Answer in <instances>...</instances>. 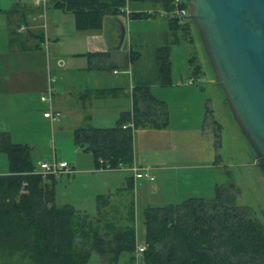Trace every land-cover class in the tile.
<instances>
[{
  "label": "trees",
  "instance_id": "trees-1",
  "mask_svg": "<svg viewBox=\"0 0 264 264\" xmlns=\"http://www.w3.org/2000/svg\"><path fill=\"white\" fill-rule=\"evenodd\" d=\"M152 1L165 12L172 32V43L190 40L186 21L179 24L168 14L175 0H48V3L73 14L77 30H99L103 18L114 17L127 2ZM185 4L187 0H183ZM147 12H132L130 19L151 17ZM169 45L154 51L161 73L159 85L170 84ZM131 59L134 53H130ZM192 75L200 71L189 60ZM226 103V102H225ZM132 110L109 128L82 126L74 131V143L89 152L94 166L133 163V130L167 126V105L157 100L149 85L137 84L132 91ZM130 120L133 128H123ZM205 117V121H206ZM217 127V126H215ZM203 134H206L203 130ZM218 139V136L214 138ZM0 151L9 163V174L0 175V264H87L92 252L104 262L118 261L123 251L136 248L134 203L117 218L100 211L97 217L78 213L70 204L55 202L56 177H42L31 172L35 168L30 148L13 143L0 134ZM127 188H132L130 175ZM145 250L140 264H264V226L254 219L249 209L235 203L232 184H216L211 199L189 198L175 204L146 207L142 214Z\"/></svg>",
  "mask_w": 264,
  "mask_h": 264
},
{
  "label": "crops",
  "instance_id": "crops-1",
  "mask_svg": "<svg viewBox=\"0 0 264 264\" xmlns=\"http://www.w3.org/2000/svg\"><path fill=\"white\" fill-rule=\"evenodd\" d=\"M143 2L145 1H139V3ZM128 4L129 2H127L126 7ZM125 10L129 17L132 12L128 8ZM135 10V12H146L139 7ZM149 11L151 12L147 13L165 16V12L159 5L154 6ZM155 11L156 13H154ZM69 14L72 15V18ZM107 16L114 17L110 14ZM119 34L120 28L115 17L112 25L107 29L103 27L102 23L99 30H77L73 14L56 8L50 3L41 6L34 5L33 0H0V134H7L13 143L27 145L30 148V158L33 165L34 163L46 162L50 158L57 160L56 150H48V143L53 140L55 144L57 135L61 136L62 133H67L69 137H72H70V143L72 142L75 148H79L74 143L75 129L82 126L109 128L116 124L120 116L131 112L133 106L132 91L135 86L133 85L134 64L140 59L141 54L133 49V43H130L126 53L121 51L122 43L117 49ZM172 40L173 35L168 28V34L165 35L163 44L155 46L152 50L153 79L157 80L152 83L143 80L139 84L149 85L150 89L153 85L164 88L172 84L170 68V84L167 86L159 85L162 76L154 58V51L167 43L169 45L170 67V46L182 41L172 43ZM131 51L134 53L133 59L130 56ZM100 69H111L112 74L122 75L118 76L122 78L105 82L99 74ZM125 82L127 88H125ZM193 83L194 79H189L188 84L180 86L176 92L197 94V91L190 88ZM49 89L52 91L50 99L43 100V96ZM127 91L129 92V102L118 103L117 106V99L121 96H127ZM113 101L117 102L113 103ZM159 101L166 103L163 100ZM187 101L193 106L200 102V99L196 95ZM110 107L115 108L106 114ZM47 111L53 114L58 113V119L51 121L44 117L43 113ZM187 113H189L188 108L185 106L180 108V115ZM196 115L195 122L201 132L215 126L218 130L221 129V125L211 118L210 110L207 107L204 110L201 126H199L198 111ZM168 124L167 110V126L165 128L154 129L144 126L141 131L146 133L148 137L152 134L154 140L162 139L161 146L170 147L172 137L169 133L172 131H167ZM41 140L43 148L40 149ZM142 144L144 145L143 142ZM36 148L40 149L37 154L33 152ZM138 154L137 149H133V162L141 163L148 168L154 177L152 182L144 179L136 182L132 178V188L129 189L127 186L130 173L126 171H103L94 166L93 159L84 157L81 163L79 159L72 158L68 164L74 172L66 180L61 190L67 192L68 189H75L76 186L81 185L82 181L90 179L94 181L90 196L96 203L97 213V203L101 197L105 199L100 202V211L107 212L110 219H115L119 214L126 213L131 202L134 203L135 212L136 197L154 193L160 189L159 184L166 182L168 185L170 183L167 182L171 181L166 174H160V177L157 178V174L168 168L165 162L154 160L151 157L140 158ZM61 157L59 161L67 160L63 158V154ZM216 162L217 155L215 154L213 163ZM7 174H9L8 159L6 154L0 151V175ZM83 174H88V177H81ZM100 175L104 176L103 179L99 178L101 180L98 179ZM113 175L115 176L114 179L111 178ZM96 182L97 186L95 185ZM216 184L213 185L214 194ZM207 186H209V190L210 187L212 188L210 184ZM173 187L179 191L181 183L175 179ZM54 189L55 202L58 206L70 204L74 208L71 201L58 204L56 184ZM189 195L191 196H187L188 198H184V200L203 198L202 196H194L197 194ZM68 199L72 200L71 197Z\"/></svg>",
  "mask_w": 264,
  "mask_h": 264
},
{
  "label": "rangeland",
  "instance_id": "rangeland-1",
  "mask_svg": "<svg viewBox=\"0 0 264 264\" xmlns=\"http://www.w3.org/2000/svg\"><path fill=\"white\" fill-rule=\"evenodd\" d=\"M128 5L124 9L128 8L130 12H135L138 7L146 12H151L149 10L157 6L150 1L143 3L130 1ZM69 15L72 18V15ZM115 18L118 27L120 28L121 24L125 30L121 51L126 53L130 43H133V49L141 54L140 59L134 64L135 77L133 85H137L143 80L149 83L154 82L157 79H153L152 50L155 46L163 44V39L168 34L166 19L156 14L141 19H130L123 13L117 14ZM113 19L114 17L105 15L102 22L103 27L105 29L110 27ZM189 36L190 40H182L179 44L170 46L172 84L164 88L153 85L150 89L155 98L166 102L169 121L167 131H172L169 133L172 137L171 146H161L162 139L154 140L152 134L148 137L146 133L141 131L142 127L134 129L133 133V149H137L140 158L151 157L154 160L165 162L168 168L157 174V178L160 177V174H166L171 179L167 182L170 183L168 185H166V182L159 184L160 189L158 191L147 194V196L145 194V196L136 197V244L140 245L143 243L144 236L142 214L146 207L181 202L184 198H188L187 196H191L189 194H197L194 196L211 199L214 196V183L232 184L235 190V203L247 207L250 215L264 226V172L259 167L254 151L235 122L228 106H226L227 104L224 103L223 92L216 84L198 30L191 26ZM192 57L195 60L194 65H198L200 69L197 75H192L193 66L189 63ZM99 74L105 82L122 78L118 77L122 75L112 74L111 69H100ZM189 79H194V83L190 88L198 93L194 95L177 93L178 88L187 85ZM126 82L125 88H127ZM128 94L127 91V96H121L117 99L118 102L113 101V103L117 102V106L118 103H128ZM196 95L199 97L200 102L191 106L187 103V100ZM184 106L188 108L189 113L180 115V108ZM205 107L210 110L211 118L221 125L220 130L217 127H211L205 130L206 134H202L203 132L197 127L195 122L197 111L200 120L199 126H201ZM114 108L110 107L106 114ZM216 135L218 139L214 140ZM70 137L67 133H62L61 136H56L55 144L53 140L48 143V150H56L57 161L62 158V154L63 158L67 159V163L72 158L79 159L81 163L84 157L92 159L89 152L75 148L73 143H70L72 138ZM41 147L42 140L40 149ZM40 149L36 148L33 152L37 154ZM215 154L217 155V162L214 164ZM52 160L53 158H50L46 162ZM38 164L34 163L35 167H38ZM69 177L71 175L63 174L56 178L57 203L71 201L76 211L86 213L91 219L96 218V203L90 196L94 181L84 180L75 189H68L67 192H63L61 190L62 186ZM81 177H88V174H83ZM114 177L113 175L111 178L114 179ZM99 178L103 179L104 176L100 175ZM175 179L178 183H181L179 191L173 187ZM209 184L212 186L210 190L207 186ZM95 185L97 186V182ZM70 197L73 201L68 199ZM87 264H140V261L136 259L135 251L121 252L118 261L113 263L104 262L99 254L92 252Z\"/></svg>",
  "mask_w": 264,
  "mask_h": 264
},
{
  "label": "water",
  "instance_id": "water-1",
  "mask_svg": "<svg viewBox=\"0 0 264 264\" xmlns=\"http://www.w3.org/2000/svg\"><path fill=\"white\" fill-rule=\"evenodd\" d=\"M216 84L264 172V0H187ZM120 24L118 49L124 38Z\"/></svg>",
  "mask_w": 264,
  "mask_h": 264
},
{
  "label": "built area",
  "instance_id": "built-area-1",
  "mask_svg": "<svg viewBox=\"0 0 264 264\" xmlns=\"http://www.w3.org/2000/svg\"><path fill=\"white\" fill-rule=\"evenodd\" d=\"M183 0H175L174 5L175 8L173 11H171L168 15L170 17L176 18L179 22V24H184L187 19L188 15V3L184 5ZM34 5H41L46 6L48 4V0H33ZM126 16H128V12L123 9ZM191 84V83H190ZM52 91L49 89L45 96H43V100H49L51 97ZM43 116L46 118H49L51 121H56L59 117L58 113H51L50 111H47L43 113ZM131 127L133 128V122H129L126 125L123 126V128ZM100 166L97 169L103 170V171H126L130 173L134 181H140V180H148L149 182H152L154 180V177L150 174L147 167L144 165L137 164L133 162L130 166H124L122 164H119L115 167L110 166V164H103L102 160H99ZM73 169L69 166V164L66 161H57L53 159L51 162H41L38 164V167H35L32 174H38L42 177L47 176H54L58 177L60 175H71L73 174ZM145 250L144 245H137L135 248V257L138 261H141L142 254Z\"/></svg>",
  "mask_w": 264,
  "mask_h": 264
}]
</instances>
